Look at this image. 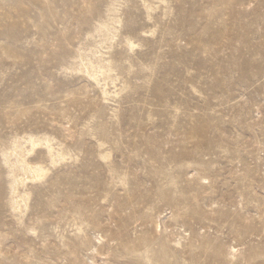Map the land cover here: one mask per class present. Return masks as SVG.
I'll use <instances>...</instances> for the list:
<instances>
[{"label":"rangeland","instance_id":"374dc122","mask_svg":"<svg viewBox=\"0 0 264 264\" xmlns=\"http://www.w3.org/2000/svg\"><path fill=\"white\" fill-rule=\"evenodd\" d=\"M0 264H264V0H0Z\"/></svg>","mask_w":264,"mask_h":264},{"label":"bare ground","instance_id":"6f19581e","mask_svg":"<svg viewBox=\"0 0 264 264\" xmlns=\"http://www.w3.org/2000/svg\"><path fill=\"white\" fill-rule=\"evenodd\" d=\"M127 42L130 45V48H133V44L132 42L127 38L126 39ZM99 73H101L103 76L105 74L104 70H100L98 72H92L90 71V69L87 68V76L89 77L90 80H92L93 82H95L96 84H101L103 85V95L106 96H111L112 94L107 93V84L105 82L104 77L102 79L99 78ZM104 81L103 83H101V81ZM45 141L46 144V149L48 151L49 154V161L52 165H55L56 163V159H63L64 155L62 153L56 152L55 148H53L50 144V140L49 139H44L42 141L35 139L33 137H29V142L32 146V150H34L35 148L39 147L40 143ZM16 165H20L21 170L24 171L27 175V179L30 181H37L40 180L41 178H43L47 173H48V169H46L44 166L40 165V164H35V165H31L30 163H28L27 161H25L23 159L22 156H18L17 160H16ZM204 179V178H202ZM23 179L17 180L13 186V194H17V188L19 186V184L21 182H23ZM20 203L19 199H14L12 204L13 205H18ZM15 208V207H14ZM232 252H235V249L232 247L231 248Z\"/></svg>","mask_w":264,"mask_h":264}]
</instances>
